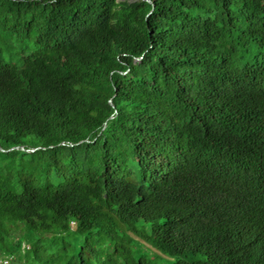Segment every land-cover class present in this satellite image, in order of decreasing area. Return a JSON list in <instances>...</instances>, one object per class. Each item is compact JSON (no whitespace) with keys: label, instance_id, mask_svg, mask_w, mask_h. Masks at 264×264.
I'll list each match as a JSON object with an SVG mask.
<instances>
[{"label":"trees","instance_id":"trees-1","mask_svg":"<svg viewBox=\"0 0 264 264\" xmlns=\"http://www.w3.org/2000/svg\"><path fill=\"white\" fill-rule=\"evenodd\" d=\"M5 258L264 264V0H0Z\"/></svg>","mask_w":264,"mask_h":264},{"label":"built area","instance_id":"built-area-1","mask_svg":"<svg viewBox=\"0 0 264 264\" xmlns=\"http://www.w3.org/2000/svg\"><path fill=\"white\" fill-rule=\"evenodd\" d=\"M11 258H5L3 260H0V264H10Z\"/></svg>","mask_w":264,"mask_h":264},{"label":"rangeland","instance_id":"rangeland-1","mask_svg":"<svg viewBox=\"0 0 264 264\" xmlns=\"http://www.w3.org/2000/svg\"><path fill=\"white\" fill-rule=\"evenodd\" d=\"M73 225V224H72ZM143 245H145L146 247L148 246V245H146L145 243H143V242H141ZM153 252H155V250L154 249H151Z\"/></svg>","mask_w":264,"mask_h":264},{"label":"water","instance_id":"water-1","mask_svg":"<svg viewBox=\"0 0 264 264\" xmlns=\"http://www.w3.org/2000/svg\"><path fill=\"white\" fill-rule=\"evenodd\" d=\"M139 61V59H137ZM17 149V148H16ZM23 150V148H21Z\"/></svg>","mask_w":264,"mask_h":264}]
</instances>
